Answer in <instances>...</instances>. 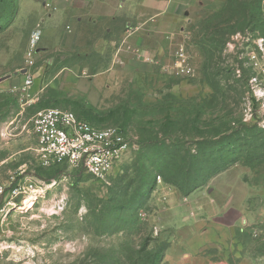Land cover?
<instances>
[{
    "label": "rangeland",
    "instance_id": "rangeland-1",
    "mask_svg": "<svg viewBox=\"0 0 264 264\" xmlns=\"http://www.w3.org/2000/svg\"><path fill=\"white\" fill-rule=\"evenodd\" d=\"M50 108L128 154L44 165ZM215 129L233 153L190 172ZM0 187L31 196L0 208V264H264V0H0Z\"/></svg>",
    "mask_w": 264,
    "mask_h": 264
},
{
    "label": "built area",
    "instance_id": "built-area-1",
    "mask_svg": "<svg viewBox=\"0 0 264 264\" xmlns=\"http://www.w3.org/2000/svg\"><path fill=\"white\" fill-rule=\"evenodd\" d=\"M38 41L39 33H34L31 47ZM31 84V78L27 77L25 86ZM31 129L44 165L81 168L95 179L108 177L130 149L129 143L116 129L97 128L67 110L50 108L40 111L33 117ZM19 195L23 198L26 195L21 187H0V208L16 206Z\"/></svg>",
    "mask_w": 264,
    "mask_h": 264
},
{
    "label": "trees",
    "instance_id": "trees-1",
    "mask_svg": "<svg viewBox=\"0 0 264 264\" xmlns=\"http://www.w3.org/2000/svg\"><path fill=\"white\" fill-rule=\"evenodd\" d=\"M244 10H246V8H244ZM197 130V129H196ZM226 132V131H225ZM231 135H227L226 133H224V131H222V129H215L213 131V133L207 135V136H201V137H198V140L199 142L198 143H202V144H207V149L206 151L202 152L201 154H198V153H195V154H191L189 156L190 158V172H194L197 168H198V165L199 163L201 162V157H207L209 159H211L212 161V165H215L214 162L215 158H218L219 160L217 161V163L220 162V159H222L221 157H216V156H220L223 154L224 152V149L221 148L220 144L222 141H229L231 139ZM175 143V147H177L178 149L181 148V144L179 142V140L177 139ZM233 147H234V144L229 141L227 143V152H229L230 154L233 153ZM180 150V149H179ZM177 157L179 158L180 157V152H178V155ZM175 163V162H174ZM174 186H178L181 190V186L180 184L177 182V181H174L172 183ZM196 186H193L191 187L188 191L190 193V191L195 188Z\"/></svg>",
    "mask_w": 264,
    "mask_h": 264
},
{
    "label": "crops",
    "instance_id": "crops-1",
    "mask_svg": "<svg viewBox=\"0 0 264 264\" xmlns=\"http://www.w3.org/2000/svg\"><path fill=\"white\" fill-rule=\"evenodd\" d=\"M83 6V5H82ZM68 9H70L68 6H63L62 7V10L64 11V22L67 21V19L69 18V15L67 13H65ZM77 11V10H76ZM112 14L110 13V16ZM86 15L83 14V11H81V9L78 10V17L76 19L77 23L78 24H81L82 20H83V17H85ZM89 17H91L92 15H88ZM95 23V22H94Z\"/></svg>",
    "mask_w": 264,
    "mask_h": 264
},
{
    "label": "bare ground",
    "instance_id": "bare-ground-1",
    "mask_svg": "<svg viewBox=\"0 0 264 264\" xmlns=\"http://www.w3.org/2000/svg\"><path fill=\"white\" fill-rule=\"evenodd\" d=\"M30 200H31V196L30 195H25V197L22 200L21 205H27Z\"/></svg>",
    "mask_w": 264,
    "mask_h": 264
},
{
    "label": "water",
    "instance_id": "water-1",
    "mask_svg": "<svg viewBox=\"0 0 264 264\" xmlns=\"http://www.w3.org/2000/svg\"><path fill=\"white\" fill-rule=\"evenodd\" d=\"M22 200H23L22 195H19L18 198L16 199V203L19 204L22 202Z\"/></svg>",
    "mask_w": 264,
    "mask_h": 264
}]
</instances>
